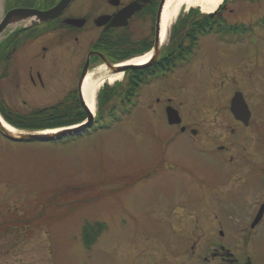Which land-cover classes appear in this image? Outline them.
<instances>
[{"label":"rangeland","instance_id":"obj_1","mask_svg":"<svg viewBox=\"0 0 264 264\" xmlns=\"http://www.w3.org/2000/svg\"><path fill=\"white\" fill-rule=\"evenodd\" d=\"M190 11L206 15L183 8L179 17ZM218 16L220 23L252 27L264 19V2L229 0ZM174 24L164 44L172 41ZM252 28L242 44L229 45L213 35L199 38L194 64L143 83L133 92L131 113L114 115L108 129H90L66 143H12L0 135V264H205L218 245L264 264L262 229L249 240L236 222L243 206L196 205L201 181L221 183L229 175L220 171L218 156L196 154L191 137L169 126L162 108L169 98L182 121L199 130L198 145L208 138L220 146L231 135L229 120L217 107L223 108L239 85L230 80V86L219 88L215 66L257 58L253 71L262 80L248 86L263 96L260 124L256 132L237 130L231 139L246 144L250 156L264 155V27ZM245 88L239 90L245 94ZM24 216L26 224L17 225ZM88 231L90 246L83 238ZM220 231L236 239L220 241Z\"/></svg>","mask_w":264,"mask_h":264},{"label":"flooded vegetation","instance_id":"obj_2","mask_svg":"<svg viewBox=\"0 0 264 264\" xmlns=\"http://www.w3.org/2000/svg\"><path fill=\"white\" fill-rule=\"evenodd\" d=\"M61 1L6 0L4 13L17 8L35 9L36 6L40 12H46ZM247 1L264 2V0ZM165 2L166 0H70L60 14L51 21L31 27L23 24L21 27L8 30L4 41L0 44L2 120L5 121L3 114L7 113L40 114L50 117L78 116L85 119L87 107L81 89L87 76L97 79L113 75L112 68L152 51L157 39L159 42L157 28L160 29ZM130 6L134 7L135 11L126 21V25H119L125 21L116 19L122 18L123 11ZM159 44L158 55L147 68L169 66L171 44L169 42L164 44L161 41ZM196 52V48L192 49L191 53L182 56L177 64L182 67L190 65L195 61ZM257 61V58H244L224 68L215 66L214 76L222 80L218 84L219 88L230 86V80L237 83L239 88L246 85L245 94L234 87L235 90L233 89L230 98L224 101L221 98L225 106L217 107V111L224 112L229 120L228 135L231 137L237 130L252 129V132H256L259 127L260 123L256 122V119L262 115L259 105L263 96H259L260 92L255 87L253 89L248 86L251 81L262 80V77L256 78L253 71ZM216 92L220 98L222 90ZM236 95L245 103L247 115L237 112L236 117L230 111L231 102ZM167 107H172L179 113L169 98L162 106L164 111ZM94 108L97 113L100 111L97 99ZM180 120V124L173 127H177L180 133L191 137V147L196 154L218 156L222 166L220 171L229 175L228 180L221 183L214 180L201 181L199 186L201 199L196 205L204 208L223 201L237 207L243 206L244 213L236 220L241 227H244L242 230L245 234L242 236L251 240L255 233L262 229L260 239L256 238L261 240L264 235V155H248L246 144H236L231 137L216 147L212 146L208 138L202 139V143L198 145L195 137L199 130L193 127L194 124L187 125L181 117ZM255 146L254 144V149L257 148ZM173 168V165L167 164L166 170L172 171ZM229 184L232 187L226 188ZM176 198L170 199L167 203ZM189 203L195 204L192 201ZM179 209L183 211L184 206ZM258 216L259 220L256 221ZM220 232H218L220 241L226 237L231 242L236 239L234 235H223ZM212 235L214 236V230ZM226 248L220 245L213 248L209 255L205 256L207 257L205 264H244L247 259H252L250 255L242 257L241 253L231 254Z\"/></svg>","mask_w":264,"mask_h":264},{"label":"trees","instance_id":"obj_3","mask_svg":"<svg viewBox=\"0 0 264 264\" xmlns=\"http://www.w3.org/2000/svg\"><path fill=\"white\" fill-rule=\"evenodd\" d=\"M225 2H227V0H225ZM220 22L221 19L219 18L218 13L215 16L210 17L209 15L198 16V13L190 11L183 19L179 17L172 27L173 37H171L172 41L170 40L171 49L169 52L171 62L169 66H154L143 70L127 71L124 75V83L115 84L111 88L104 86V88L98 93L97 102L100 111L96 115V121L99 128H110L111 123H113L114 115L118 117L129 115L134 107L132 99L133 92H135L138 87L143 86L142 84L146 83V81H153L158 78V74H164L173 68L182 56L190 54L192 49L197 47V40L200 37L213 35L217 41L229 43L231 45L247 40L250 37L249 35H251L250 31L254 29L252 27H264L263 18L258 19L252 27L237 24L230 26L225 24V22ZM129 105L131 106L128 110L124 109ZM3 117L10 126L24 131H44L67 127L78 123L83 118L78 116L50 117L48 115L45 116L28 113L20 115L7 113L3 114ZM72 117L73 119H71ZM75 139L64 138L60 141L49 143H66ZM23 224H26L25 216L21 223L17 225ZM91 234L92 232L90 231L84 233V244L86 243L88 246L91 245V243H89Z\"/></svg>","mask_w":264,"mask_h":264},{"label":"water","instance_id":"obj_4","mask_svg":"<svg viewBox=\"0 0 264 264\" xmlns=\"http://www.w3.org/2000/svg\"><path fill=\"white\" fill-rule=\"evenodd\" d=\"M70 0H62L56 7L46 11L40 12L38 7L36 6L35 9H25V8H17L12 9L6 12L4 15L3 13L0 15V43L5 39L8 30H13L18 27H21L23 24H27L29 27L36 26L41 23H45L55 19L60 12L68 5ZM1 4L3 6L4 0H0V13H1ZM135 8L130 6L125 9L122 13V18H117L116 20L122 19L125 21L119 25L124 26L126 25V21L132 15ZM158 34L160 35V29L157 28ZM160 41L155 43V46L150 54L149 60L143 65H130V64H120L121 66L112 68V74H122L130 70H141L149 67L153 61H155V57L158 55ZM230 111L233 115L237 117V112L248 114L247 107L242 99H239L237 95L233 98ZM86 120L85 122L77 125L75 127L63 128L58 130H50V131H38V132H31V131H17L13 129L16 133L10 132L7 130L2 121L0 120V134L7 140L15 143H22V142H39V143H48L54 141H60L63 138L69 137H77L82 135L83 133L88 130L93 122V115L92 113L86 109ZM165 116L166 121L170 126L180 124L181 120L178 115V112L174 110L172 107H167L165 109ZM11 128V127H9ZM259 220V216L256 218V221ZM245 264H251L250 260H247Z\"/></svg>","mask_w":264,"mask_h":264},{"label":"bare ground","instance_id":"obj_5","mask_svg":"<svg viewBox=\"0 0 264 264\" xmlns=\"http://www.w3.org/2000/svg\"><path fill=\"white\" fill-rule=\"evenodd\" d=\"M223 0H166L163 7L161 21H160V41L163 42L168 34L170 26L175 22L180 11L183 8H197L204 14L213 13L221 4ZM150 58V54L140 56L127 64L130 65H142L145 64ZM121 74L107 75L105 77H100L94 79L87 76L82 85V97L83 101L88 108V110L93 114L95 107L96 95L102 85L108 84L112 85L121 79ZM4 127L10 132L16 133L13 129L9 128L4 122L2 123Z\"/></svg>","mask_w":264,"mask_h":264}]
</instances>
